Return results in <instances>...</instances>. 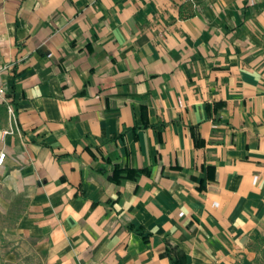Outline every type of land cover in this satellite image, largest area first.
Segmentation results:
<instances>
[{
  "label": "crops",
  "instance_id": "crops-1",
  "mask_svg": "<svg viewBox=\"0 0 264 264\" xmlns=\"http://www.w3.org/2000/svg\"><path fill=\"white\" fill-rule=\"evenodd\" d=\"M0 69V261L250 264L264 0H0Z\"/></svg>",
  "mask_w": 264,
  "mask_h": 264
},
{
  "label": "rangeland",
  "instance_id": "rangeland-1",
  "mask_svg": "<svg viewBox=\"0 0 264 264\" xmlns=\"http://www.w3.org/2000/svg\"><path fill=\"white\" fill-rule=\"evenodd\" d=\"M249 251L251 252L250 264H264V236L259 239H254L250 244ZM7 254L8 251H4V256L2 257L0 264H15L8 260Z\"/></svg>",
  "mask_w": 264,
  "mask_h": 264
},
{
  "label": "built area",
  "instance_id": "built-area-1",
  "mask_svg": "<svg viewBox=\"0 0 264 264\" xmlns=\"http://www.w3.org/2000/svg\"><path fill=\"white\" fill-rule=\"evenodd\" d=\"M0 72H1V69H0ZM0 102L7 104V91H6V88L1 83H0ZM7 109H8V113H9L10 118L14 120L15 119V112H14L12 106L8 105ZM4 158H5V153L1 152L0 153V164L3 163Z\"/></svg>",
  "mask_w": 264,
  "mask_h": 264
},
{
  "label": "trees",
  "instance_id": "trees-1",
  "mask_svg": "<svg viewBox=\"0 0 264 264\" xmlns=\"http://www.w3.org/2000/svg\"><path fill=\"white\" fill-rule=\"evenodd\" d=\"M1 247H2V240L0 239V252H1Z\"/></svg>",
  "mask_w": 264,
  "mask_h": 264
}]
</instances>
